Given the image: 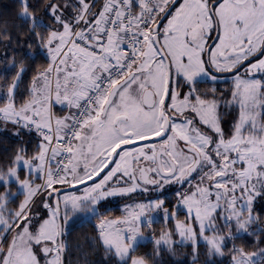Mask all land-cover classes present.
Segmentation results:
<instances>
[{"label":"snow or ice","instance_id":"1","mask_svg":"<svg viewBox=\"0 0 264 264\" xmlns=\"http://www.w3.org/2000/svg\"><path fill=\"white\" fill-rule=\"evenodd\" d=\"M13 9L0 18V136L15 142L0 155V264H68L72 227L93 221L103 257L77 264H157L178 246L197 264L201 243L203 264L226 251L264 264V247L237 244H264V0Z\"/></svg>","mask_w":264,"mask_h":264},{"label":"trees","instance_id":"2","mask_svg":"<svg viewBox=\"0 0 264 264\" xmlns=\"http://www.w3.org/2000/svg\"><path fill=\"white\" fill-rule=\"evenodd\" d=\"M14 0H0V18L8 17L9 19H14ZM2 67V65H0ZM31 73L28 74L30 78ZM223 87V86H222ZM23 88V85H22ZM15 147V142L6 140L3 136H0V155L3 154L5 148ZM113 213L120 214V207L113 206ZM159 229V225H156ZM95 235L94 232V221L92 223H84L74 225L71 229L70 235L67 237L70 248L67 253L68 264H77L78 261L82 260V252H89V260L99 261L103 257L102 250L99 254H91L92 250L89 247L90 239ZM246 243L248 250H255L257 247H264V244L257 245L256 237L245 236L240 240H237V244ZM77 245L80 247L77 248ZM231 243H229V247ZM153 246L151 243H147L144 247L140 249L141 252L147 251L152 252ZM205 248L203 243H201V257L197 264H203L205 259L204 256ZM191 248L190 247H177V254L175 256L168 252H165L162 256L157 257V264H191ZM216 264H230V256L227 251L223 257L217 256L215 258Z\"/></svg>","mask_w":264,"mask_h":264},{"label":"rangeland","instance_id":"3","mask_svg":"<svg viewBox=\"0 0 264 264\" xmlns=\"http://www.w3.org/2000/svg\"><path fill=\"white\" fill-rule=\"evenodd\" d=\"M113 206H119L120 207V205L115 201L113 202ZM177 239H178V237H177Z\"/></svg>","mask_w":264,"mask_h":264}]
</instances>
